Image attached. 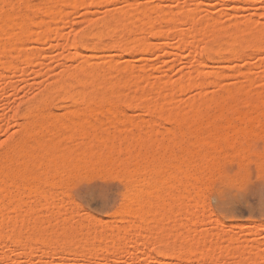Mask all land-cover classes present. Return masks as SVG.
I'll list each match as a JSON object with an SVG mask.
<instances>
[{
	"label": "rangeland",
	"instance_id": "rangeland-1",
	"mask_svg": "<svg viewBox=\"0 0 264 264\" xmlns=\"http://www.w3.org/2000/svg\"><path fill=\"white\" fill-rule=\"evenodd\" d=\"M29 1H30L32 9L33 8H34V10L37 9V11H38V8H39V10L43 9V3H41L42 0H29ZM79 1H81V3H80V5H77L78 7L76 10H75V8L71 9L68 6H65L64 9H65V11L67 10L68 13L66 12L67 17H65V14L62 17V21L65 19L64 22H59L60 21V19H59L57 22L56 21L52 22V20H47L46 21L47 23L45 22V23L40 24V25H42L41 27L46 29L48 32L42 40H39L38 39L39 35L34 33V34H32V36L29 35L31 38L29 37L28 39H25V41H23V43L21 42V44H28L26 46V48L24 47L25 45H23V46L21 45L22 46L21 48H23L25 53L27 51V54L29 55V56L27 55V58L31 57L32 58V59H30L31 61H28V62L25 61L23 57H26V56L24 55L22 57L19 55V53L16 54L17 58L20 59L22 57V59L18 60L17 58H15V56H13V57L11 56V55H14L13 54L14 52H12L11 54L8 55V59L10 57H11L10 60H12V61H13V59H17L15 61V63H18V67H19L18 69L19 70L16 68H14L12 70V68H10L8 66L5 68L0 66V144L3 145V147H0V150H1L0 153L3 154L4 152H8V156L10 157V155H11L10 159L12 161L9 162L10 160H8V166H10V169L13 170L16 168V165H17L18 159H19L18 155L22 152V149H24V147H22L21 144L19 143V135L20 136L22 135V132H23L24 128L26 127L25 126L26 124L28 126H33L34 123L38 124L37 128L38 129L42 128L41 130H44V133H46V136L50 135L49 133H52V134H55L58 136L59 135L58 133L60 131L63 134V135L61 134V136H63V138H64L63 139L64 141H62V145L64 144L62 149L64 148L65 152L62 149L61 150L63 153L68 155V157H67V155H65L64 160H62V161L59 160L60 162H57L59 166L56 165L55 166L56 168L53 167L54 168L53 169L51 167V168H48V170H47L46 166L44 164H42V162L39 163L40 158H38V160L35 162L36 164L34 163V165L32 166V173L31 174L34 177H37V176H39V177H37V180H35V183L34 182L30 183L33 186H31L30 184H27L26 187L24 188L26 191L24 189L21 190L22 193L24 191L23 194L25 196H29L30 200H31V198H32V200L35 198L34 201L31 200V203L28 200L27 201L28 204H30V205L32 204V206H33V202H35V201L39 202L40 201L41 205L38 208V210L40 208L41 209H40V211L36 210L37 213L39 212L38 214L36 213V211L35 212L32 211L34 214L31 212L32 213L31 215H29L30 213H28V215H27V214H25V212L23 213V211L27 210L30 207L26 203V207H28V206L29 207L25 209L24 208L25 206L23 205L20 213L22 215L24 214V218L26 215V221H28V217L30 216L29 222L32 221L31 226H34V225L40 226V229H45V227L47 228V226H50L53 223L54 227H56V228H54V230L51 231V233L50 232H43L42 235L40 234L39 236H35L32 240H30V242L25 238V239H23L24 242L21 240L20 241L21 243H20L14 237L15 235H14L13 231L11 232V230H12L11 227H9L8 224L6 226L5 220L3 222V218L1 219V217H3V216H4V219H7L8 216H9L8 218H10V216H12L10 212H12L13 216L15 214V212L8 211L6 209L4 202H3L4 206L2 205V200L5 201V199H3V197L1 196L2 199L0 198V203H1L0 213H2L4 215L0 216V221L2 220V222H0L1 223L0 227L2 225V227L0 228V237H2L3 234H5V233H6V235L3 236V241L0 240L1 241V244H0V264H197L201 260L202 261L199 264H215V262H217V261H215V262L209 261L210 262L209 263L208 259H209V257H211L213 260V258H215V256H219L220 254H222L221 257L219 256L218 258H216V259H218V263H216V264H240V262L242 264L243 261H242L241 257L244 258V256H248L247 258H249L251 256L252 257L256 256V254L258 255V253L260 254V252L264 253L263 252L264 251V202H262V200H261V192L264 191V156H263L264 155V134H262L260 132H258V133L255 132L256 133L255 136L257 138L255 136H253L254 133L251 135V137L249 136V141L247 142L249 149L247 151V154L245 153L244 156L242 155V159H241V155L239 156L236 153H233L235 150L232 151V149L228 148V147H223L222 150L219 151L220 153L219 154L217 153V156H220L219 157V163H220L219 166L220 167H218V168H220L221 170L216 169L215 174H211V175L209 174V176H207L208 179L210 178L209 180H207V178H205V180H206L205 184L206 185L205 184L204 185L207 186L208 189L205 186H203L201 188V191L199 190L200 198L199 197L198 198L200 200L198 199L199 201H197L196 200L197 198H196L195 201L190 202L192 204V205L190 204L191 205L190 207L192 209L189 208L190 209L189 212L191 211L190 214L194 213V214H192V220L193 221L196 220V221L195 222L191 221L192 223L190 222L191 224H189V227L187 229H190V228L193 229V225L196 224V225H194V226H196V232H197L196 237L199 234L200 237L198 239L201 238V240H198L195 238V236H194L195 234H193L195 232L194 229H193V231L190 230L189 233L187 232L189 230L186 231L189 235L187 233H185V231H180V230H182L180 228V226H181L180 222H182V221L180 220L178 213L175 216L176 218L173 221H169L168 223L167 222L161 223L159 221V218H157V222H156L155 215H153L151 212H148V210H146L149 208V206L147 204L144 203L143 206L138 204L139 207H141V208H139L138 205L133 202V199H134V201L137 200L136 197H139L140 194H142L143 192H147V190H148V192H152L154 190L155 183L157 182L155 175H154V172L152 170H149V168H146L147 170L143 169L145 172L143 170L139 171L137 169L139 167L138 166L139 164L137 162H140V161L143 162V159H144V157L141 156L142 154L140 155V153H143V147L145 148V146L140 142V140L142 137L145 136L144 134L150 135V134L154 133V132H152V133L150 132L153 129L152 127H154L153 130H155V131H156V128H158V130H161L162 131V133H161L162 137L170 135L172 131L178 129L177 128L178 123H175L174 121H172L171 118L169 119L170 115L168 116V113H166L168 110L171 111V109H172L171 107H169V109H167L168 106H171V105L166 104L168 106H166L167 108L165 107V109H164L163 102L165 103V101H163V99H162L163 97H161V99L159 98L157 100V99H155L157 97H155V98H154V96L151 97V95L149 96L146 92L145 93L147 95H145V97L140 96V94L143 93L142 91L139 92L140 93L139 96L141 98H144V99L141 100L140 97L138 96L139 97V100H138V97H137L138 93H137V95H136L137 100H135L136 98L134 97L133 100H131L132 98L128 99L129 100V101L127 100L128 103L127 102L123 103V101H125L126 98H130L131 95L133 96V94L130 95V92L133 93L134 90H137L136 89L137 86H140V87H143V85H144V87L146 86V83H142V80H143V82H145V79L147 77H149V75H150V77H152V78H150V81H151V79L152 80L156 79V81H157V79L159 80V78H160V79H163L164 81L168 82L171 85L170 86L167 83L169 88L165 89L164 92L169 93V91H173V90L176 92L175 94L177 97L175 100V104H177L178 106H181L180 108H182L183 112L181 111V109H179L178 106H177L178 108H176V109H177V111L184 113V111L186 112L190 109L189 103L192 99L193 100L195 99V101H196L199 98H210V97L214 96L216 94V92L219 91L220 88H222V86H224V87H226V86L230 87L231 86L232 87L235 84H236L235 86H242V85L249 86L246 83L247 81L245 82L244 78L241 76L242 74L241 75L240 74L234 75L237 72L236 70H238V69L239 70L242 69L241 70L242 72L243 71L246 72L247 70H249L251 72L253 78L255 77L254 78V84L253 83L251 84V90H252L255 97L264 98V65H263L264 64L263 63L264 62V55H263L264 49H263V51L260 50L259 52L258 51H256V52L254 51V53L251 52L252 54H250V56L247 55V57H245V56H243L241 58L236 57L234 59L233 58H230V59L226 58V60L229 59L230 61H226L225 58L224 59L220 58L219 55L215 51H211V52L207 51V45H208V47H216L218 44H223L230 37H232L234 31L236 30V29L234 30V27L237 28L238 26L243 25L240 22L243 23L244 20L248 22L249 20H251L250 18L254 19V21L256 20V21H260V22L263 21L264 22V0H79ZM128 4H133L132 8L135 7L134 4H136V5L139 4V5H144V6H152V7L154 6V8H157V10L159 8H163V10H166L168 12V14L171 13L172 15H174V18H176L175 20L177 23H176V25H174L173 28H171V29L169 28V31L167 28H165L166 29L165 30V29H163L164 27L162 29L160 27L159 29L154 30L155 32L154 31L149 32V30L150 31L152 30V29H149V30H147V32H149L148 34L145 32L143 34V32H141L137 28L136 31L134 32V34H126V32H123V33L121 32V33H114V35H113V33L110 35L107 34V35L103 36L102 38H100L101 40L90 38L93 35V30H91V31L88 30L90 28L91 24H94V23L98 24L101 21L108 20L114 16H116V17L118 16L117 18L122 20L124 13H125L124 11H126L127 9L129 10L131 8V7L128 8V6H129ZM182 6H184V9L189 8L188 10L194 9V11L197 8L198 10H196V13H197L198 17H197V15H194V13H195L194 11L191 14L187 10H186V12H184V9L181 8ZM123 7H125L124 8L125 10L122 11V9H121V11L124 12L122 14V13H120V10H118V9L123 8ZM70 9L73 11H70ZM116 10H118L119 14H117ZM160 10L161 9H159V11ZM237 10H239L240 12L239 11L237 12ZM198 12H200V13H198ZM154 13L152 14V16L154 15ZM158 13H160V12H158ZM186 15H188V16H186ZM207 15L209 17L204 19L203 16H207ZM155 16H157V15H155ZM200 16H202V18L204 20L199 19ZM210 16H211V18H210ZM192 17L196 21H194L192 19ZM212 17L213 18L219 17L218 18L219 21L212 19ZM190 19H192V20H190ZM208 19L214 20L213 21L214 25L216 23H218L219 25L216 24L215 28H213L214 26L212 27L213 29L210 28L211 26L208 24H211V25H213V24L211 22L212 20L209 21ZM200 20H201V23L202 22H205V23H202L203 25L199 26ZM206 22H207V24H206ZM209 22H211V23H209ZM234 23L237 26L234 25ZM255 23L258 26V28H257V26H255ZM255 23L252 22V24H254L253 26H255V27H253L255 30H253V28H252V30H251L252 32L245 34V37L248 36L247 38H251L253 36L252 39H259L260 38V39L264 40V34H261V35L257 34V31L264 30V27L262 26L263 23L262 22L260 24L259 23L257 24V22H255ZM204 24L208 25L209 27L204 25ZM156 25H157V23H156ZM156 25H154L155 28L159 24L157 26ZM145 26L146 25L143 24V26L139 27V29H141V30L144 29V31H146L145 28L148 26H146V27ZM164 26H165V24H164ZM203 26H204V28H203ZM205 26L208 29L210 28L211 33H208V29ZM219 26L221 27V29ZM150 27L151 26H149V28ZM198 27H199V29H198ZM42 28L40 29V31L43 32ZM200 28H202V30L203 29L206 30V31L203 30V32L205 31V34L202 32L204 35H202ZM211 29H212V31H211ZM214 29H216V30L214 31ZM83 30H84V32H83ZM157 30L158 31L164 30L168 35L165 32H163L161 35H159L156 32ZM170 30H171V32H173V35L172 34L169 35V33H171ZM197 30H199L200 33ZM218 31H219V33H218ZM230 31H232L233 33H229ZM136 32L138 34H136ZM197 33H199L201 35H199ZM213 33H214V35L215 34L216 35L219 34V35L214 36ZM227 33H229V34H227ZM140 34L143 37L146 36L147 42L149 44H151V46L153 47L152 50H150L146 54V56H144L141 53L138 46H135L130 51H126L120 47H119L120 50H117L119 48L117 46H115L114 43H112V42H114L115 38L118 37V35H120V38H124V39L128 40L129 42H135L140 38L139 37ZM206 34L209 35L208 39L206 37ZM210 34H212L213 38L211 37ZM249 34H251L252 36ZM255 34H257V35L255 36ZM182 35L185 36L186 39ZM225 35H227V36H225ZM142 36H141V38H143ZM193 36H194V39H193ZM202 36H205V38ZM68 38H70V39L72 38L71 41L77 40V45H78L77 50L73 49V46L71 48L70 47L71 45L67 44L70 41V39H68ZM181 38H183L182 42L184 41L185 45L181 44V41H180ZM204 39H205V42L203 41ZM67 40H69V41L67 42ZM187 41L190 42V45L187 44ZM217 41H218V43H216ZM192 42H193V44H192ZM21 48L19 47L20 50H22ZM20 50H16L15 53L17 51L19 52ZM74 50L76 52L80 51V53L84 52L85 54H90L91 50H93L96 56H93V57L82 56L81 57V54H79V52H78V54L80 55L79 56ZM199 52H200V55H199ZM260 52H262V54ZM22 53L24 54V52H22ZM23 54H21V55H23ZM200 56H201V59H205V62L200 59ZM214 56H216V57H214ZM261 56H263V57H261ZM261 58L263 60H261ZM112 60H114L115 62H112ZM200 60L202 61V63L203 62L205 63V65L202 66L203 70L200 68L201 64H202L201 62H199ZM209 60H211V61H209ZM222 60H224V61H222ZM110 61L114 65L116 63L118 66L117 65H115V66L120 71L115 75L110 74L112 76H109L107 74L106 75L107 79L105 78L107 83L113 82L115 77H116V79L120 78L121 77L120 73L123 76L124 68H125L124 65H127V64L131 65V67L128 65V67L130 69L134 66L132 68V70L135 69L136 71H135V73L133 72V74L136 75L139 73L138 78L139 77L142 78L143 75H146L145 76L146 78L145 79L142 78L141 82L138 81V78H136L137 79L136 83L138 84V85L136 84L137 85L136 86L134 83L136 80L134 82H131V81H133L132 79L134 76L130 77L129 80H131L130 83H132V84H130L129 81H128V84H130L129 86L132 87V89H130L128 91L126 90V88L123 89V91L121 89V91L123 93L121 91L120 92L119 91H115V92L110 91L111 95H110L109 91H108L109 92L108 93L107 91L106 92L105 91L97 92V91L87 90L88 92L83 91L84 93L86 92L84 95L82 94L83 92L80 91V94H79L80 96L76 95L78 93L77 92L76 94H74L75 95V97H74L73 92H76V91H72L71 89L65 90L66 93L64 91H59V92L58 91H53V92L48 91L49 92L48 93L44 90V88H46L47 86L59 83L57 81H60V80L62 81L64 78L69 77L68 75L72 76V73H73V75L75 73H76V75H78L80 73H83L84 71L91 69V67L96 66V68H97V66L100 67L99 65H102L101 67L103 69H105L106 71H108L107 68L109 67L108 64ZM198 62L201 64H199ZM112 63L110 65H113ZM15 66H16V64H14V67ZM106 66H108V67H106ZM238 66H239V68H238ZM234 67H236V68H234ZM198 68H200L202 70V72L210 73V74H215V73L225 71L224 76L226 75V78L224 76H222V78H220V80L218 81L220 86H219L218 82L216 83V81L218 79H216V80L213 79V83H211V81H210V84H209V80H207L208 81L207 83L205 81L204 85H207V86L201 85L202 88L199 85L197 88H196V85L195 86L193 85V87L190 86V88L188 87V89H185L186 92H185V90H184V92L179 91L177 86H179V85L182 86V85L186 84L189 81L188 79H191V78H189L190 76L194 77L195 79L198 78V77H196V75H198V74H196V70ZM121 69H123V72ZM200 69H198V70L200 71ZM234 69H235V72H233ZM198 70H197V73H199ZM80 71H82V72H80ZM78 72H80V73H78ZM63 75H64V77H63ZM113 76H115V77H113ZM136 77H137V75H136ZM96 79H98V77ZM108 79H110V80L108 81ZM147 80H149V78ZM153 82L154 83L152 85L155 84V81H153ZM139 83H142V84L139 85ZM245 83H246V85H245ZM133 85L136 86L135 89H134ZM152 85H149V82L147 83L148 87L152 86ZM171 87H172V90H171ZM173 87L176 89H174ZM179 88H180V86H179ZM124 91H125V93H124ZM138 91H139V89L135 92H138ZM63 92H64V94H63ZM70 92H72L71 93L72 96H70L71 95V94H69ZM92 92H94V93H92ZM102 92L104 95H102ZM116 92H118V93H116ZM126 92H128L127 96L125 95ZM135 92H134V96L136 94ZM105 93H106V95H105ZM119 93H122V95ZM48 94H50V95H48ZM91 94H92V96H91ZM114 94H115V96H114ZM116 94L117 95L119 94V95L117 96ZM45 95H47V96H45ZM58 95H59V97H58ZM43 96L45 98H42ZM83 96L85 98H87L88 96H89V98L90 97H92V98L98 97L97 100L102 98L103 96L112 97V98L118 97V99L119 98L120 99L119 100L116 99L115 101H110V104H108L109 102L104 103L101 100H98L96 103L97 105L95 104V106H98L101 104L102 107L101 106L100 107L98 106V107H99V109L102 108V110L97 111V110H95L96 109V107H95V109H94L95 113H94V111H92V110L86 111L87 106L85 107V103H83L82 99L81 100L79 99V97L83 98ZM36 98H37V102H36ZM52 98H53V100H51ZM31 99H32V101H31ZM42 100H44L45 103H43L44 101H42ZM160 100L162 101L161 102V104H162L161 108H163L164 110L163 109L160 110V107L157 106V105H160V103H159ZM29 101L33 102L35 105H32L33 103L29 104ZM47 101L49 103H47ZM50 101H53V102H50ZM80 101H82V102L80 103ZM119 101H120V103H119ZM130 101H131V103H130ZM111 102H112V105H111ZM135 102H137V103H135ZM155 102H158V104L156 103V105H155ZM46 103H47L48 107L47 106L44 107L46 105ZM113 103H114V109L116 108L117 112H115L114 114L112 111H111L112 113L110 111H109L110 113H106L108 111H106L107 108L104 109L105 106H107V107L111 106L112 107ZM121 103H123V104H121ZM129 103H130V105H129ZM138 103L139 104L144 103L143 108H142V104H141V107H136L138 105ZM152 103H153V105H155L153 109L154 110L159 109L160 110L159 112L155 110L156 111V113H155L154 110H150L149 106L153 107ZM24 105H26L28 108L25 107ZM42 105H44L43 108H42ZM53 105H56V106H53ZM82 105H84V107ZM145 105H146V107H145ZM30 106L33 109H31ZM40 106L43 110L40 109ZM73 106H74V108H73ZM75 106H78V108H76ZM81 106H82V108H81ZM156 106H157V108H155ZM24 107L26 108V110ZM98 107H97V109H98ZM147 107L149 109H146ZM242 108H243V110L247 109L246 111L249 110L246 106H244ZM28 109H30V110L28 111ZM71 109H73V110H71ZM77 109H79L78 113L76 112ZM87 109H88V107H87ZM82 110L83 111L85 110L86 112H83L84 114H82ZM118 110H121L122 112L118 111ZM74 111L78 115L81 112V114L79 115V122H76V120H78V118H77V115L75 117ZM103 111H104V113H103ZM162 111H163V113H164V111H166L164 113L165 115L162 113ZM72 112L74 114L73 115L74 119L71 118L72 116L69 117ZM43 113H44V115H49V113H50V115L52 114V116L55 117V120H56V117H57V120L58 119H60V120H58V121L56 120L54 122L50 121L51 124L48 123L49 121L43 122L42 120H37L35 115H37V117H42ZM157 113L158 114L162 113V117L160 115H158ZM85 114H86L87 118L82 116V115L85 116ZM90 114L92 115V117H90ZM31 115H33L35 118ZM81 116H82V118H81ZM88 116L91 118L90 120H89ZM165 116L167 118H165ZM66 118L67 119L69 118L68 121ZM83 118H86V119L84 120ZM64 119H66V120H64ZM168 119L171 120L170 123H168L169 122ZM26 120H29L28 121L29 123H27ZM69 120L70 121L73 120V121H71V123H70ZM80 120H82V124L84 125V126L81 125L82 127L79 126V124H81ZM86 120L90 121L89 122L90 124L87 123V126H86V122H85ZM83 121L85 122V124ZM40 122H43V123L40 124ZM58 122L60 125L56 124ZM61 122H62V125H63V123L65 124L66 122H69L67 124H70V125H72V122L77 123V124L79 123V124H78V126H77V124L72 125L71 128H69L70 125H65L66 127H64V125L63 126L61 125ZM39 124H40V126H39ZM41 125H44V126H41ZM47 125H48V127H47ZM172 125H174L175 127ZM23 126H24V128H23ZM73 126H74V128H76V130L73 129ZM85 127H86V129H85ZM178 127H180V125ZM48 128L50 130H48ZM67 128L71 129V130L67 131ZM79 128H80V130H79ZM146 128H148V131H146ZM173 128H174V130H172ZM64 129L66 130V132L64 131ZM82 129H85L87 133ZM149 129H151V130H149ZM170 129H171V131H170ZM87 130L90 132L91 135L93 133V136L97 133L96 134L97 138H96V135H95V137H92L88 133ZM142 130L146 131V133L143 134ZM20 131H21V133H20ZM62 131H64V132H62ZM69 131H72V134ZM94 131H96V133ZM120 131H122V133ZM79 132H81V133H79ZM116 132H119V133H116ZM66 133H68V134L65 135ZM85 133H86L87 137H90L89 138L90 140L85 136ZM128 133L129 134L132 133V134L129 135ZM133 133L134 134L137 133L136 138H137V141L139 143L135 140L136 138L134 137L135 135L133 136ZM141 133L143 134V136ZM163 133H164V135H162ZM69 134L71 136L74 134L73 135L74 138H73V136L71 138V136ZM87 134H89V135H87ZM99 134L101 136L104 134L102 137V138H104L103 140H101L102 139V138H100L101 136H98ZM110 134L115 136V137L110 136ZM122 134H125L126 137L128 135L129 139L128 138H127L128 140L125 139V137H123ZM138 134L141 136L140 138H138L139 137ZM260 134L262 137L260 136ZM78 135L84 136V137H79ZM65 136H68V137H65ZM105 136H107V138ZM131 136L134 137V140ZM91 137L94 138V141H92L93 139ZM118 137H123V138H118ZM114 138H116V139H114ZM68 139H69V141H65ZM72 139H74V140L72 141ZM99 139L101 140V142H99L100 141ZM112 139H113V142H111ZM95 140H97L98 142ZM107 140H109V141H107ZM115 140H116V142H115ZM120 140L121 141L124 140V141L121 142ZM130 140H133L130 143V144L133 143L132 144L133 146L135 143V149L134 150L138 151L136 153V154H138L137 157L135 156L136 151L131 152V151H133V148H134V147L132 148L131 145L129 146L128 151L126 149L128 147L122 148L123 144L124 145L126 144V146H128ZM15 141H18V142H15ZM82 141H83V144H82ZM117 141H119V142H117ZM190 141H191L190 137H185V143H188ZM7 142H9V144ZM14 142H15V144H14ZM64 142H66V143H64ZM87 142H89V143H87ZM90 142L91 143L93 142L92 146H91ZM105 142H109V143L115 142L116 145L121 146V150H119V147L116 146L117 151L115 150V152L113 153V156L115 154L114 159L112 157V159H111L112 161L110 159L106 160V162H104V165H102L103 162L101 159H96V157H92L91 158L92 160H91L90 159V157H91L90 153H93V151L95 149L96 150L99 149V146H100L99 150H101V148L103 147V144ZM94 143H97V144H94ZM99 143H101L102 145ZM136 143H137V145H136ZM16 144H18L17 146L19 149L16 148L17 147ZM19 144H20V147H19ZM68 144H69V147H68ZM72 144L74 147H72ZM75 144L77 145V147ZM138 144L139 145L141 144L140 147L142 149L140 147H137V146H139ZM70 146L73 149V151L70 148ZM5 147H6V149L4 150ZM14 147L16 148V150H13ZM86 148H88L87 152H84V151H86ZM130 148H132L131 151H130ZM138 148L141 149L140 152H139ZM9 149H11V151ZM66 149H71V150H66ZM124 149L126 150V152H124ZM76 150H78V152ZM89 150H93V151L89 152ZM96 150L94 152L99 151V150H97V151ZM74 151L79 153V154H76ZM88 152H89V154H88ZM257 152H258V154L256 155ZM84 153H85V155H84ZM122 153H123V155H122ZM129 153H130V155H129ZM132 153H134V154H132ZM221 153L223 155H225V153H227L226 156L227 157L229 156V157L227 158L226 156H223ZM260 153L262 156H260ZM70 154H71V156L73 154V159L70 156ZM232 154H233V156H232ZM14 155H15V157H14ZM77 155L80 157L77 158ZM125 155H128V156H125ZM131 155L134 156V159ZM139 155L141 158L139 157ZM234 155H237V156H235V158H234ZM121 156H125V157H121ZM85 157L87 160H86V163L84 164V167H82V165L84 163L83 161H85V159H83V158H85ZM88 157H89L90 161H88ZM117 157H118V160H117ZM126 157H128V158H126ZM131 157H132V159H130V161H129V158H131ZM231 157H233V158L231 159ZM247 157L248 158L250 157V159H248ZM120 158H122V159H120ZM125 158L127 159V161ZM136 158L139 159V160H137V162H136ZM223 158L224 159L227 158V161H224ZM68 159H70V160H68ZM228 159L230 160V162ZM78 160H79V162H78ZM16 161H17V163H16ZM75 161H76V163H74ZM94 161H95V163H94ZM96 161H98V162H96ZM103 161H105V160H103ZM114 161H115V163H113ZM121 161L122 162L124 161V163H121ZM128 161H129V163H128ZM12 162H13V164H12ZM66 162L70 165H67ZM72 162H73V164H75L74 165L75 168L72 167L73 166ZM91 162H92V165H91ZM130 162H133L134 164L130 163ZM79 163H80V165L77 166ZM96 163H99V164L101 163V164L99 165ZM111 163H112V165H111ZM120 163L123 164V167H120V169L118 170L117 168H119V166H121ZM65 164H66V166H65ZM86 164L87 165L89 164V166L86 167L87 166ZM95 164H96V169H95V167H93V166H95ZM118 164H120V165H118ZM129 164H130V166L128 168L127 165H129ZM109 165H110V167L106 168V166L108 167ZM35 166H37V167L35 168ZM39 166H41V167L39 168ZM62 166L64 168H62ZM98 166H100V167L98 168ZM102 166H103V170H102ZM136 166H138V167H136ZM89 167H93V168L89 169ZM115 167H117V168H115ZM135 167H136V169H135ZM64 169H66V171ZM70 169H72V170H70ZM77 169H78V173H76ZM116 169L118 170V172H116L117 171ZM123 169H125V170L123 171ZM130 169H131V171H133V170L134 171L131 172ZM42 170H43V172H41ZM135 171H136V173H135ZM149 171H150V173H149ZM218 171H219V173H218ZM64 172L67 175H65ZM140 172L145 173V174L142 173L145 175V178L143 177V175ZM48 173L50 174V176L53 179L51 177H49ZM146 173H148L149 175ZM54 174L57 175L59 178H57V176H54ZM68 174H70V175H68ZM78 174H80L81 176L80 175L78 176ZM63 175H64V179H63ZM71 175H73L74 177ZM128 175H129V177H128ZM68 176H70V177H68ZM76 176H77V178H76ZM131 176H132V178H131ZM60 177H62L61 180H60ZM138 177H140L141 180H138L139 179ZM150 177H151V179H150ZM134 178H136V179L133 181L132 179H134ZM142 178H144V181ZM213 178H215V180ZM21 179L22 178H19L15 181H20ZM54 179L56 180L57 184H56ZM146 179H148V183L146 182L147 181ZM211 179H213V180L211 181ZM66 180H67V182H66ZM68 181H69V183H68ZM142 181L144 182V185L141 184ZM207 181H208V183H206ZM8 182L9 181L6 182V181L0 180V183H1L0 187L3 188L4 185H5L4 188L8 187ZM3 183H5V184L3 185ZM47 183L50 185L47 186ZM145 183L147 186L145 185ZM169 183H171V181H168L167 184L165 181V183H162L163 184L162 186L165 185V188H167V187H169ZM51 184L52 185L56 184V185L52 186ZM134 184H139L140 186L136 185V187H135ZM148 184H150L149 188H148V186H149ZM59 185H60V187H59ZM131 185L132 186L134 185V186L132 187ZM166 185H167V187H166ZM28 186L32 187V188H30V190H28L29 193L26 194ZM151 186H153V187H151ZM141 187H142V189H141ZM1 188H0V190H1ZM125 188H126V190H125ZM133 188H134V190H133ZM144 188H146V189H144ZM31 189H33V190H31ZM141 190H142V192H141ZM202 190H203V192H202ZM46 191H47V193L45 195L44 192H46ZM67 192H69V193L67 194ZM130 192H132L133 194ZM22 193H20V195H22ZM130 194L132 196H130ZM24 195H23V197H25ZM127 196H128V198H127ZM133 196H134V198H133ZM125 198H127V199L125 200ZM131 199H132V203H133L132 205H131ZM6 200L7 201H5V203L6 202L8 203V199H6ZM201 200H203V201H201ZM127 201H129L128 204H127ZM2 207H5V208H2ZM50 207H52V210L49 212L48 209ZM123 209H125L126 211H124ZM143 209H144V212L146 215H144L145 217L144 216H142V217H144L145 219L142 217H138V215H136V217H134L135 215L132 216L134 213L136 214L137 211L141 212ZM146 212L149 213L150 215L147 214ZM20 213H18L17 215L19 216ZM47 213H50V216L53 219L52 222L46 220ZM130 214H132V215H130ZM44 215H45V217H43ZM129 215L132 218V220H131V218H129ZM194 215H195V217H199V218L198 219L196 218L194 220ZM15 216H16V214H15ZM153 216H154V218H153ZM216 216H217V218H216ZM201 217H203V219H200ZM32 218H33V220H32ZM40 218L45 219V220H41ZM218 218H219V221L221 220V224L218 220H217V222H219V223H217V222L215 223L214 220L218 219ZM38 219H39V221H37ZM129 219H130V221H129ZM153 219H154V221H153ZM197 220L201 223H198ZM34 221H35V223H34ZM133 221H134V224L137 225L136 226L137 228L135 227V229L133 228L134 227ZM106 222H108V223H106ZM171 222H172V224H175L176 222L178 225L180 224V226L177 225L180 230L177 229L178 227L176 228L174 225H171L169 227V224ZM222 222H223V224H222ZM31 223H29V224H31ZM26 224H28V222H26ZM90 224H91L92 229L96 227L95 228L96 231L94 232V230H92V234H97L98 237H97V235H95V237H93L94 235H85V236H87L86 242L88 239L94 240V238L97 237V239L93 241L95 244L94 250H95V252H98V251H100V252H98V254H95V255H94V250L92 251V250L85 248L86 242H85L84 235H83L84 240H82L83 238H81V237L79 238V236L77 237V232L75 233V231L80 228L79 225H83L86 228L87 226L90 227ZM128 224H130L132 226V228ZM155 224H158V226ZM41 226L44 228H42ZM83 226H81V227H83ZM125 226L128 229V231L127 230L126 231H127L128 236L130 238L129 239L127 237L126 240H125L126 237L121 238V236H124V235L127 236L126 231L123 230V228ZM128 226L130 227V230H129ZM161 226L163 228L166 227L167 229H170V230H168V234L170 236L166 235L167 245L171 246L169 251H171V250L175 251V247H178L177 246L178 243L182 244V241L185 240L184 238H187V236H188V239L190 237H192V238H190V240H192L191 242L194 241L195 242V243L193 242L194 244H197L199 242L202 244V241L204 239V245L205 244L209 245V248H207V249H210V250H208L210 252L211 251L214 252L213 255L210 256L212 254V252L209 254V252L207 251L206 248H204L203 250H199L201 252L203 251V253L205 255H206V253H205V251H206L207 252L206 256H208V254H209V256L208 257L205 256V258H204L203 257L204 255L201 254L200 259H198V262L195 263L196 257H199V256H197L199 254V252L197 250H196L197 252L195 251L191 254L183 256V258L179 257L180 259H178V260H177L178 257L175 258L172 255H168L170 253L168 251V249L165 251L167 253L164 252L161 255L158 254L156 251V247H158V245H159L158 236L161 235V230L163 229ZM171 227H173V228L175 227L177 233H175L173 228H171ZM116 228H118V229L122 228L121 233H120V235L122 234L121 236H119L118 230H115ZM100 230H101V233L98 232ZM72 231L74 234L72 233ZM123 231L125 232V234L122 233ZM130 231H132L133 233L132 232L129 233ZM178 231H180L179 232L180 235L178 237H176L177 234H179ZM157 232H158V235H157ZM206 232H207V234L204 235ZM215 232L216 233L219 232L217 237H216V234H214ZM223 232L226 233V236L231 235V237H234L235 240H233V239L230 240L229 236L227 238H225V235H223ZM70 233H72L73 235ZM170 233H172V234H170ZM99 234L102 237H99ZM130 234H132V236ZM182 234H184L182 236L183 240L180 237ZM192 234H193L194 238H193ZM65 235L67 238L65 237ZM154 235H155V237H154ZM171 235L175 238L172 239ZM202 235H204V237H202ZM7 236H11L12 239L11 240L8 239ZM218 236H219V238H218ZM220 236L221 237L223 236V238H225V240L223 238L221 240ZM39 237L42 240L39 239ZM73 237H75V238H73ZM103 237L104 238L107 237L106 241L109 238L108 241L106 242ZM214 237H216L219 241L224 240L223 242H220L221 244H223L222 247L227 244L226 242L228 241V239L230 241H232V242L234 241V242L232 245L231 243H229L230 241H228L227 246L229 248V251H227V253H226V252H224V249L222 247H219L220 243H218V240L216 242ZM110 238L113 240V243H112V240ZM208 238L211 239V240L209 239V242H211L213 245L205 240V239L208 240ZM0 239H2V238H0ZM43 239L46 241H44ZM99 239L100 240L103 239L102 240L103 242H101ZM154 239H156V241ZM168 239H170V241ZM171 239H172V242H171ZM174 239H176L177 242H175ZM97 240H99V241H97ZM196 240H198V241L196 242ZM36 241L40 242V245H38L39 243ZM146 241H148V243ZM152 241H155V242L153 243ZM205 241H206V243H205ZM34 242H35L36 246H34L35 245V244H33ZM42 242L43 243L46 242V243L42 244ZM173 242H174V244L172 247ZM24 243H26V244H24ZM28 243H31V245H32L31 248H30V245ZM99 243H101L100 247L97 245ZM107 243H108V246H106ZM175 243H177L176 246H175ZM214 243L216 245L218 243L217 247H219V248H217ZM68 244H69V246H68ZM102 244H105L106 248L104 247V245L102 246ZM141 244H142V246H141ZM143 244H144V246H143ZM180 244H179V246H180ZM24 245H26V246H24ZM27 245H28L29 249H28ZM42 245H44V246H42ZM45 245H46V247H45ZM71 245H75L74 247L77 248V251H76V248L72 249ZM234 245H235V247H232ZM213 246L216 248L215 251L213 249ZM242 246H244V248H242ZM251 246H254L255 249H257L255 252L253 249V253L251 251V249H252ZM101 247L103 249L100 250ZM178 248H176L177 251H178ZM220 248H221L220 251L224 252L225 254L221 253L218 250ZM226 248L227 247H225V249ZM247 248H249V250H247ZM238 250H244L245 252L243 254V251H241L242 253L240 252L239 253L240 255H239L237 253ZM177 251H175V252H177ZM250 251H251V253H249ZM46 252H48V253L51 252V253H50V255H48V253H46ZM89 252H90V254H89ZM215 252H217L216 253L217 255L215 254ZM228 252H230V253H228ZM196 253H198V254H196ZM218 253H220V254L218 255ZM231 253H233L234 259L232 258L233 255H231ZM228 254H230L232 257H230ZM235 255L238 257V259ZM171 257H173V258H171ZM202 257L205 261L202 259ZM227 257H229V258L227 259ZM230 258H232L235 261L233 262V260ZM247 258H244V260H246ZM216 259H214V260H216ZM236 259H237V262H236ZM239 260H240V262H239Z\"/></svg>",
	"mask_w": 264,
	"mask_h": 264
},
{
	"label": "bare ground",
	"instance_id": "bare-ground-1",
	"mask_svg": "<svg viewBox=\"0 0 264 264\" xmlns=\"http://www.w3.org/2000/svg\"><path fill=\"white\" fill-rule=\"evenodd\" d=\"M41 2V1H40ZM41 3H43V9H41V10H39V8H38V11H37V9H35L34 10V8L32 9V7H31V4H30V1L29 0H0V66H2V67H10V68H12V70L14 69V68H16V69H18L19 67H18V63H15V61L18 59L17 58V55L16 54H18L19 53V55L20 56H26V57H23L24 58V60L25 61H31L30 59H32L31 57H29V58H27V51H26V53H25V51L23 50V48H21L23 45H25L24 47L26 48V46L28 45V44H21V42L23 43V41H25V39H28L30 36L29 35H31L32 36V34H37V35H39V40H42L44 37H45V35L48 33L47 32V30L46 29H44V28H42L41 26L42 25H40V24H42V23H45L47 20H52V22H57L59 19H60V21L59 22H64V20L62 21V17L64 16V14H65V17H67V15H66V12L68 13V11L66 10L65 11V6H68L69 8H71V9H74L75 8V10L77 9V5H80V3H81V1H79V0H42V2ZM129 6H128V8L129 7H131L132 8V5L133 4H128ZM127 6V5H126ZM135 6V7H134ZM134 8H130L129 10L127 9L126 11H124V12H122L123 10H125L124 8L125 7H123V8H120V9H118V10H120V13H124V16H123V19L122 20H120V19H118L116 16H114V17H112V18H110V19H108V20H104V21H101L100 23H98V24H91L90 25V28L88 29L89 31H91V30H93V35L90 37L91 39H100V38H102L103 36H105V35H110V34H112L113 33V35H114V33H123V32H126V34H134V32L136 31V29L138 28V30H140L141 32H143V34H144V32L145 33H149V32H152V31H154V30H156V29H159L160 27H161V29L163 28V29H165V28H167L168 29V31H169V28L171 29V28H173L174 27V25H176V18H174V15H172L171 13H169L168 14V12L166 11V10H163V8H159V9H161L160 11H159V9L157 10V8H154V6L152 7V6H144V5H136V4H134ZM157 7V6H156ZM67 8V7H66ZM127 8V7H126ZM182 9H184V6H182L181 7ZM64 9V10H63ZM70 9V11H73V10H71ZM121 9H122V11H121ZM189 8H185L184 9V12H186V10L187 11H189V13L191 14V13H193V11H194V9H190V10H188ZM118 10H116L117 11V14H119L118 13ZM196 10H198L197 8L195 9V13H196ZM165 11V12H164ZM239 10H237V12H238ZM155 12V13H154ZM158 12H160V13H157ZM240 12V11H239ZM154 13V17L152 16V14ZM194 13V15H197V13L195 14ZM198 13H200V12H198ZM155 15H157V16H155ZM186 16H188V15H186ZM64 17V18H65ZM190 17V16H189ZM197 17H198V15H197ZM209 16L207 15V16H203V18L205 19V18H208ZM202 18V16H200L199 17V19H203ZM210 18H211V16H210ZM219 17H217V18H213L212 17V19H215V20H218L219 21V19H218ZM192 19L194 20V18L192 17ZM192 19H190V20H192ZM203 19V20H204ZM211 19V20H212ZM251 20H249L248 22L247 21H245L244 20V22L242 23V22H240L241 24H243V25H241V26H238L237 28H235L234 27V33L232 32V31H230L229 33H233V35H232V37H230L226 42H224L223 44H218L216 47H208V45H207V51L208 52H211V51H215L218 55H219V57L220 58H225V60H226V58H236V57H243V56H245V57H247V55H249L250 56V54H252V53H254V51L256 52V51H260V50H262L263 51V49H264V40H262V39H252V33L251 34H249V35H251L252 37L251 38H247V37H245V34H247V33H250V32H252L251 30H252V28L253 27H255V26H257L256 25V23L255 22H257V24L259 23H263V27H264V22L263 21H254V19H252V18H250ZM202 20V21H203ZM209 20V19H208ZM207 20V21H208ZM211 20H209V21H211ZM194 21H196V20H194ZM206 21V20H205ZM213 21L214 20H212L211 22H212V24H213ZM51 22V21H50ZM211 22H209V23H211ZM247 22V23H246ZM252 22H254L255 23V26H253L254 24H252ZM47 23V22H46ZM156 23H157V25H156ZM202 23H205V22H202ZM201 23V20H200V22H199V26L200 25H203ZM239 23V24H240ZM143 24L144 25H146V26H148V27H146L145 28V30L146 31H144V29H139V27H142L143 26ZM148 24V25H147ZM150 24V25H149ZM164 24H165V26H164ZM206 24H207V22H206ZM206 24H204V25H206ZM217 25H219L218 23H216ZM216 24L214 25H211V24H208V25H210L211 27L210 28H212L213 26V28H215L216 27ZM238 24V25H239ZM40 25V26H39ZM154 25H156L157 27L155 28L154 27ZM161 25V26H160ZM163 25V26H162ZM208 25H206V26H208ZM234 25H236L235 23H234ZM149 26H151L150 28H149ZM205 26V27H206ZM237 26V25H236ZM260 26V25H259ZM89 27V26H88ZM195 27V26H194ZM209 27V26H208ZM220 27V26H219ZM42 28V30H43V32L42 31H40V29ZM154 28V29H153ZM203 28H204V26H203ZM207 28V27H206ZM210 28L208 29V33H211L210 32ZM212 28V29H213ZM257 28H258V26H257ZM261 28V27H260ZM259 28V29H260ZM87 29V28H86ZM149 29H152L151 31L149 30ZM195 29V28H194ZM198 29H199V27H198ZM201 29V33L203 32V30H205V29H203L202 30V28H200ZM212 29H211V31H212ZM220 29H221V27H220ZM147 30H149V32H147ZM166 30V29H165ZM216 29H214V31H215ZM224 30V29H223ZM230 30V29H229ZM228 30V31H229ZM253 30H255L254 28H253ZM197 31H199V30H197ZM206 31V30H205ZM205 31L203 32L204 34H205ZM38 32V33H37ZM83 32H84V30H83ZM140 32V33H141ZM155 32V31H154ZM157 32V34H159V35H161L163 32H165L164 30H157L156 31ZM170 32H171V30H170ZM194 32V31H193ZM192 32V33H193ZM166 33V32H165ZM199 33H200V31H199ZM199 33H197V34H199ZM202 33V35H204ZM215 33V32H214ZM214 33H213V35H214ZM218 33H219V31H218ZM229 33H227V34H229ZM92 34V33H91ZM136 34H138L137 32H136ZM167 34V33H166ZM165 34V35H166ZM170 34H172L173 35V32H171V33H169V35ZM196 34V33H195ZM194 34V35H195ZM257 34H259V35H261V34H264V30H259V31H257ZM257 34H255V36L257 35ZM84 35V34H83ZM168 35V34H167ZM199 35H201V34H199ZM211 35V37L213 38V36H212V34H210ZM216 35V34H215ZM214 35V36H215ZM219 35V34H218ZM218 35H216V36H218ZM141 34L139 35V39L137 40V41H135V42H129L128 40H126V39H124V38H120V35H118V37L117 38H115V40H114V42H112V43H114V45L115 46H117L118 48L120 47V48H123L124 50H126V51H130V50H132L135 46H138V48L140 49V51H141V53L144 55V56H146V54L150 51V50H152V46H151V44H149L148 42H147V38H146V36L145 37H143V38H141ZM183 36V35H182ZM192 36V35H191ZM208 34H206V37H207V39H208ZM225 36H227V35H225ZM230 36V35H229ZM81 37V36H80ZM184 38H185V36H183ZM202 37H204L205 38V36H202ZM31 38V37H30ZM112 38V37H111ZM256 38V37H255ZM68 39H70V38H68ZM186 39V38H185ZM193 39H194V36H193ZM227 39V38H226ZM72 40V38L70 39V41ZM101 40V39H100ZM182 40H183V38H181V44H184L185 45V42L183 41L182 42ZM223 40V39H222ZM29 41V40H28ZM69 40H67V42H68ZM69 41V43H67L68 45H71L70 47L72 48V46H73V49H78V45H77V40H73V41H71L70 42ZM96 41V40H95ZM94 41V42H95ZM204 42H205V39L203 40ZM102 43V42H101ZM216 43H218V41L216 42ZM20 44V45H19ZM107 44V43H106ZM137 44V45H136ZM187 44H189L190 45V42L189 41H187ZM192 44H193V42H192ZM22 45V46H21ZM87 46V45H86ZM19 47L22 49V50H20L19 49ZM116 47V48H117ZM204 47V46H203ZM103 48V47H102ZM120 48L119 49H117V50H120ZM205 48V47H204ZM91 49V48H90ZM16 50H20L19 52L17 51L16 53H15V51ZM26 50V49H25ZM75 51V50H74ZM12 52H14L13 54L14 55H11L12 57L13 56H15V58H17V59H13V61L12 60H10L11 59V57L8 59V55L9 54H11ZM22 52H24V54L22 53ZM76 52V51H75ZM79 52V54H81V57L82 56H91V57H93V56H96L95 55V53H94V51L93 50H91V53L90 54H85L84 52L83 53H80V51H78ZM78 52H76L77 54H78ZM204 52V51H203ZM252 52V53H251ZM23 54V55H21V54ZM261 54H262V52H260ZM263 53H264V51H263ZM78 54V55H79ZM18 55V56H19ZM199 55H200V52H199ZM208 55V54H207ZM264 55V54H263ZM29 56V55H28ZM80 56V55H79ZM22 57L20 58V59H18V60H21L22 59ZM214 57H216V56H214ZM261 57H263V56H261ZM146 58V57H145ZM200 59H201V56H200ZM226 60V61H230V60ZM232 59V60H233ZM146 60V59H145ZM201 60H203L204 62H205V59H201ZM199 61V62H201L202 63V61ZM261 60H263L262 58H261ZM209 61H211V60H209ZM222 61H224V60H222ZM111 62V61H110ZM109 62V64H108V66H106V67H108L107 69H108V71H106L105 69H103L101 66L102 65H99L100 67H98L97 66V68H96V66L95 67H91V69H89V70H87V71H84L83 73H80V72H82V71H80V72H78V73H80V74H78V75H76V73L73 75V73H72V76H70V75H68L69 77H67V78H62L63 80L61 81L60 79V81H57V82H59V83H56V84H52V85H49V86H47L46 88H44V90L46 91V92H48V91H64L65 92V90H67V89H71L72 91H76V92H73V95L74 94H76L77 92V94L76 95H79L80 94V91H87V90H91V91H97V92H99V91H111V92H115V91H121V89H122V91H123V89H125L126 88V90L128 91V90H130V89H132V87H130L129 85L130 84H132V83H130V81L131 80H129L130 79V77H133V81H131V82H134L135 80V85L137 84L136 82H137V79L136 78H138V75H139V73L138 74H136L137 75V77H136V75L135 74H133V72L135 73V69H133L132 70V68L134 67H132L131 69L128 67V65L131 67V65L130 64H127V65H124V73H123V76H122V74L120 73V76L122 77H120V78H118V79H116V77L115 76H113V77H115V79H114V81L113 82H108L107 83V81H106V79H107V77H106V75L108 74L109 76H112V75H110V74H113V75H115V74H117L120 70H118V68L115 66V65H117L116 63H115V65L112 63V62H115L114 60H112V64L113 65H110L111 63ZM198 62V63H199ZM199 63V64H201V69H202V66L203 65H205V63ZM263 62V61H262ZM264 63V62H263ZM2 64V65H1ZM14 64H16V66L14 67ZM264 65V64H263ZM118 66V65H117ZM123 67V66H122ZM121 68V67H120ZM200 68H198V69H200ZM234 68H236V67H234ZM238 68H239V66H238ZM237 68V69H238ZM7 69V68H6ZM197 69V70H198ZM200 69V71L198 70V72L199 73H197V70H196V74H198V75H196V77H198L197 79H195L194 77H192V76H190L189 78H191V79H188L189 81L186 83V84H184V85H179L180 86V88H179V86H177V88L179 89V91H182V92H184V90L185 89H188V87L190 88V86H192L193 87V85L195 86L196 85V88L198 87V85L202 88V86L201 85H204V82L206 81V83L208 82L207 80H209V84H210V81H211V83H213V79H218L217 81H216V83L220 80V78H222V76H224V74H225V71L224 72H219V73H215V74H210V73H205V72H202V70ZM19 70V69H18ZM86 70V69H85ZM122 70V72H123V69H121ZM242 70V69H241ZM241 70H236L237 72L234 74V75H241L243 78H244V80H245V82L249 85V86H244V85H242V86H235V85H233L232 87L230 86V87H228V86H226V87H224V86H222V88H220V90L219 91H217L216 92V94L214 95V96H212V97H210V98H199L198 100H196L195 101V99L193 100H191L190 101V109L188 110V111H184V113H182L183 111H182V108H180L181 106H178L177 104H175V100H176V92L173 90V91H169V93H167V92H164V90L165 89H167V88H169V86L167 85V83L168 82H166V81H164L163 79H160L159 78V80L157 79V81H156V79L154 80H152L151 79V81H150V78H152V77H150V75H149V77H145L146 75H143L142 76V78H146L145 79V82H143V80H142V78H138V81H140L141 82V80H142V83H146V86H147V83L149 82V85H152L154 82L153 81H155V84L154 85H152V86H145L144 87V85H143V87H140V86H134V89H135V87H136V89L138 90L139 89V91L138 92H135V91H137V90H134V92L136 93L135 94V96H134V92L132 93V92H130V95L131 94H133V96L131 97L130 96V98H126V100L125 101H123V103L125 102H127V100L128 99H131V100H133V98L135 97L136 99L135 100H137V97L139 96V92H143L142 94H140V96H144L145 97V95H151V97L152 96H154V98L155 97H157V98H155V99H161V97H163L162 99H163V101H165V103L163 102V107H164V109H165V107L166 106H168V105H166V104H169V105H171V106H168V108L167 109H169V107H171L172 109H171V111L170 110H168L167 112L166 111H164V113L166 112V113H168V116H169V119L171 118V120L172 121H174L175 123H178L177 124V130H174V128L172 129V130H174V131H172L171 132V134L170 135H167V136H165V137H162L161 136V133H162V131L161 130H158V128H156V131L155 130H153L154 129V127H150L151 129H152V131H150L151 133L152 132H154V133H152V134H150V135H147V134H144V133H146V131H148V128H146V131H144V130H142V133L145 135L144 137H142L141 138V140H140V142L145 146V148L143 147V153H140V155L141 156H143L144 157V159H143V162L142 161H140V162H137V160H139L141 157H140V155H139V159L138 158H136V162L139 164L138 166H136V167H138L137 169L139 170V171H142L143 169H146V168H149V170H152L153 172H154V175H155V178H156V183H155V186H154V190L152 191L151 189V191L152 192H148V190H147V192H143L142 194H140V196L139 197H136L137 198V200H135L134 201V196H133V202L135 203V204H139V205H141V206H143V204L145 203V204H147L148 206H149V208L148 209H146V210H148V212H151L153 215H155V219H156V222H157V218H159V221L161 222V223H163V222H169V221H173L176 217V215H177V213L179 214V217H180V220L182 221V222H180V224H181V226H180V224L178 225L177 224V222L175 223V224H172V222L169 224V227L171 226V225H174L176 228L178 227V226H180V228L182 229V230H180L179 229V227L177 228V229H179L180 231H185V233H189L190 232V230L191 231H193V229L195 230V232L193 233V234H195L194 236H195V238L196 239H198L200 236H199V234H198V236L196 237V226H194V225H196V224H194L193 225V229H187L188 227H189V224H191L192 222H195L196 220V218L198 219L199 217H195V215H194V220L195 221H193L192 220V214H194V213H192V214H190L191 213V211L189 212V210L190 209H192L190 206L192 205L190 202H192V201H195V199L197 200V201H199L200 199V194H199V190L201 191V188L203 187V186H205L206 184H205V178H207V176H209V174L211 175V174H215L216 172V169L218 170H221L220 168H218V167H220L219 165H220V163H219V157L220 156H217V153L219 154L220 152L219 151H221L222 150V148L223 147H228V148H231L232 149V151L233 150H235L233 153H236L237 155H241V159H242V155L244 156L245 155V153L247 154V151H248V149H249V147H248V144H247V142L249 141V136L251 137V135L254 133V135L253 136H255V134L256 133H258V132H260V133H262V134H264V98H262V97H255L254 96V94H253V92H252V90H251V84L253 83L254 84V78H253V76H252V74H251V72L249 71V70H247L246 72H242ZM233 72H235V69H234V71ZM227 74V73H226ZM63 77H64V75H63ZM98 77V79H96ZM225 78H226V75L224 76ZM106 78V79H105ZM149 78V80H147ZM113 79V78H112ZM212 79V80H211ZM110 79H108V81H109ZM128 81H129V83L130 84H128ZM147 81V82H146ZM142 83H139V85L140 84H142ZM151 83V84H150ZM215 83V82H214ZM215 83V84H216ZM246 83H245V85H246ZM169 84V83H168ZM182 84V83H181ZM218 84H219V82H218ZM170 85V84H169ZM142 86V85H141ZM171 86V85H170ZM204 86H207V85H204ZM219 86H220V84H219ZM199 87V88H200ZM174 88V87H173ZM174 89H176V88H174ZM171 90H172V87H171ZM121 91V92H122ZM64 92H63V94H64ZM88 92V91H87ZM96 92V93H97ZM108 92V93H109ZM111 92H110V95H111ZM147 94H146V93ZM185 92H186V90H185ZM49 93V92H48ZM56 93V92H55ZM54 93V94H55ZM62 93V92H61ZM66 93V92H65ZM72 92H70L69 94H71ZM86 93V92H85ZM84 92L82 93L83 95L85 94ZM92 93H94V92H92ZM116 93H118V92H116ZM123 93V92H122ZM122 93H119V94H121L122 95ZM124 93H125V91H124ZM127 93L128 92H126V96H127ZM137 93H138V95H137ZM150 93V94H149ZM40 94V93H39ZM57 94V93H56ZM55 94V95H56ZM59 94V93H58ZM88 94V93H87ZM90 94V93H89ZM99 94V93H98ZM101 94V93H100ZM118 94V95H119ZM48 95H50V94H48ZM53 95V94H52ZM102 95H104L103 94V92H102ZM105 95H106V93H105ZM117 95V94H116ZM117 95V96H118ZM136 95H137V97H136ZM45 96H47V95H45ZM63 96V95H62ZM70 96H72V94L70 95ZM80 96V95H79ZM86 96V95H85ZM91 96H92V94H91ZM94 96V95H93ZM99 96V95H98ZM108 96V95H107ZM114 96H115V94H114ZM129 96V95H128ZM139 96V97H140ZM148 96V97H149ZM40 97V96H39ZM58 97H59V95H58ZM61 97V96H60ZM74 97H75V95H74ZM78 97V96H77ZM101 97V96H100ZM121 97V96H120ZM139 97H138V100H139ZM38 98V97H37ZM37 98H36V102H37ZM42 98H45L44 96L42 97ZM98 98V97H97ZM97 98H92V97H90L89 98V96L87 97V98H85L84 96H83V98L82 97H79V99L81 100L82 99V101H83V103H85V107L87 106L88 107V109H87V107H86V111H90V110H92V111H94V109H95V107H96V109L95 110H97V111H101L102 110V108H100L99 109V107L101 106L102 107V105L100 104V105H98V106H95V104L97 103V101L98 100H101L102 102H104V103H108V104H110V101H115L116 99H118V97L116 98V97H106V96H103L102 98H100V99H98L97 100ZM147 98V97H146ZM145 98V99H146ZM40 99V98H39ZM120 99V98H119ZM118 99V100H119ZM140 99L142 100V99H144V98H141L140 97ZM46 100V99H45ZM48 100V99H47ZM50 100V99H49ZM51 100H53V98L51 99ZM156 100V101H157ZM31 101H32V99H31ZM35 101V100H34ZM39 101V100H38ZM42 101H44V100H42ZM82 101H80V103L82 102ZM129 101V100H128ZM50 102H53V101H50ZM138 102V101H137ZM137 102H135V103H137ZM143 102V101H142ZM159 102V101H158ZM158 102H155V105H156V103L158 104ZM161 100H160V105H157V106H159L160 107V110H162L163 108H161L162 106V104H161ZM31 103H33V102H30L29 101V104H31ZM41 103V102H40ZM39 103V104H40ZM43 103H45V101L43 102ZM47 103H49L48 101H47ZM47 103H46V105L44 106V105H42V108H43V106L44 107H46L47 106ZM77 103V102H76ZM79 103V104H80ZM115 103V102H114ZM114 103H113V106L111 107H107V106H105V108L104 109H106L107 108V110L106 111H108V112H106V113H110L111 111L113 112V114L115 113V112H117V110H116V108L114 109ZM119 103H120V101H119ZM123 103H121V104H123ZM128 103V102H127ZM130 103H131V101H130ZM130 103H129V105H130ZM140 103V102H139ZM138 103V105L136 106V107H141V104H142V108H143V104L144 103H141V104H139ZM28 104V105H29ZM78 104V105H79ZM120 104V105H121ZM134 104V103H133ZM147 104V103H146ZM32 105H35L34 103L32 104ZM38 105V104H37ZM49 105V104H48ZM97 105V104H96ZM104 105V104H103ZM106 105V104H105ZM111 105H112V102H111ZM117 105V104H116ZM115 105V106H116ZM119 105V106H120ZM140 105V106H139ZM151 105V104H150ZM152 105H153V103H152ZM155 105H153V107L151 106H149V108H150V110H154L153 108H154V106ZM25 107H27L26 105H24ZM53 106H56V105H53ZM83 107H84V105H82ZM82 106H81V108H82ZM157 106L155 107V108H157ZM179 107V109H181V111L182 112H179V111H177V109L176 108H178ZM244 106H246L249 110L248 111H246L247 109H245V110H243V108L242 107H244ZM24 107V108H25ZM34 107V106H33ZM48 107V106H47ZM76 108H78V106H75ZM97 107H98V109H97ZM104 107V106H103ZM121 107V106H120ZM145 107H146V105H145ZM144 107V108H145ZM28 108V107H27ZM30 108H31V106H30ZM41 108V106H40V109H42ZM73 108H74V106H73ZM75 108V109H76ZM148 107L146 108V109H149ZM31 109H33V108H31ZM80 109V108H79ZM79 109H77L76 110V112L78 113V111H79ZM121 109V108H120ZM163 109V110H164ZM166 109V110H167ZM25 110H26V108H25ZM30 109H28V111H29ZM38 110V109H37ZM43 110V109H42ZM46 110V109H45ZM49 110V109H48ZM53 110V109H52ZM51 110V111H52ZM71 110H73V109H71ZM156 110V109H155ZM154 110V112L156 113V111H160L159 109H157L156 111ZM23 111V110H22ZM35 111V110H34ZM85 110L83 111L82 110V114H84L83 112H86ZM110 111V112H109ZM118 111H121V110H118ZM21 112V111H20ZM27 112V111H26ZM111 112V113H112ZM122 112V111H121ZM31 113V112H30ZM41 113V112H40ZM39 113V114H40ZM51 113V112H50ZM50 113H49V115H44V113H43V115H42V117H37V115H35L36 116V118H37V120H42L43 122L44 121H49L48 123L49 124H51V122L50 121H56L57 120V117H56V120H55V117L54 116H52V114L50 115ZM53 113V112H52ZM74 113H75V111H74ZM91 113V112H90ZM94 113H95V111H94ZM103 113H104V111H103ZM119 113V112H118ZM162 113H163V111H162ZM162 113H157L158 115H160L161 117H162ZM163 113V114H164ZM25 114V113H24ZM42 114V113H41ZM47 114V113H46ZM80 114H81V112H80ZM79 114V115H80ZM120 114V113H119ZM54 115V114H53ZM73 112L71 113V115L69 116V117H71L72 119H74L73 118ZM76 115H77V118H78V120H76V122H79V115L78 114H76L75 113V117H76ZM165 115V114H164ZM31 116H33V115H31ZM56 116V115H55ZM67 116V115H66ZM83 117H86V114H85V116L84 115H82ZM82 116H81V118H82ZM167 116V115H166ZM165 116V118H167ZM34 117V116H33ZM64 117V116H63ZM89 117V116H88ZM90 117H92V115L90 114ZM89 117V120L91 119ZM159 117V116H158ZM35 118V117H34ZM87 118V117H86ZM86 118H83L84 120L86 119ZM28 119V118H27ZM33 119V118H32ZM67 119V118H66ZM66 119H64V120H66ZM69 119V118H68ZM68 119H67V121H68ZM164 119V118H163ZM168 119V123H170L171 122V120H169ZM30 120V119H29ZM29 120H26L27 121V123H29L28 121ZM36 120V121H37ZM58 120H60V119H58ZM57 120V121H58ZM85 121L86 122V126H87V123L88 124H90L89 122L90 121ZM126 120V119H125ZM160 120V119H159ZM34 121V120H33ZM70 121V120H69ZM71 121H73V120H71ZM71 121H70V123H71ZM32 122V121H31ZM43 122H40V124L41 123H43ZM52 122V123H53ZM84 122V121H83ZM85 122H84V124H85ZM166 122V121H165ZM173 122V123H174ZM34 123V122H33ZM38 123V122H37ZM47 123V124H48ZM67 123H69V122H66L65 124L63 123V125H64V127H66L65 125H70V124H67ZM80 123L81 124H79V126L80 127H82V126H84L83 124H82V120H80ZM40 124H39V126H40ZM46 124V123H45ZM44 124V125H45ZM56 124H59V122L58 123H56ZM55 124V125H56ZM77 123H74V122H72V125H76ZM78 124H77V126H78ZM92 124V123H91ZM24 125V124H23ZM37 125L38 124H33V126H28L27 124L25 125L26 127L24 128V126H23V128H24V130H23V132H22V135L20 136L19 135V143L21 144V146L22 147H24V149H22V152L18 155L19 156V159H18V163H17V161H16V163H17V165H16V168L15 169H13V170H11L10 169V166H8V160H10L9 162H11L12 160L10 159V157H11V155H10V157L8 156V152H4L3 154H1L0 153V180H2V181H9L8 182V187H6V188H4L5 187V183H3V188H1V190H0V198H1V196L3 197V199H5V201H7L6 199H8V203L6 202L5 203V201L4 200H2V205L4 206V204H5V207H6V209L8 210V211H13V212H15V214H16V216H15V214H14V216H13V214H12V212H10L11 213V215L13 216H10V218H8L7 217V219H4V214H2V213H0L1 215L0 216H3V217H1V219L3 218V222H4V220H5V222H6V226H7V224L9 225V227H11V232L13 231V233H14V237L20 242L21 240L24 242V240L23 239H27L29 242H30V240H32L35 236H39L40 234L42 235V233L43 232H50L51 233V231H53L54 230V228H56V227H54V225H53V223L50 225V226H47V228L45 227V229H40V226H35L34 224V226H31L32 225V221H30L29 222V220H30V216L28 217V221H26V215H25V218H24V214L22 215L20 212H21V208H22V206L24 205L25 207V209L26 208H28L29 206V210L27 211V210H25V211H23V213L25 212V214H27L28 215V213H30L29 215H31L33 212L32 211H40V209L38 210V208L40 207V205H41V202L39 201V202H33V206H32V204L30 205V204H28L27 203V201L29 200V202L31 203V200H32V198H31V200L29 199V196H25L23 193H24V191H23V193L21 192V190L22 189H24L25 187H26V185L27 184H30V183H32V182H34L35 183V180H37V177H39V176H37V177H34V176H32V166L34 165V163L38 160V158H40V160H39V163L40 162H42V164H44L45 166H46V168H47V170H48V168H56L55 166L56 165H58V163L57 162H60V161H62V160H64V158H65V155H67V154H65V153H63L62 152V150L65 152V150H64V148L62 149V147H63V145H62V141H64L63 139V136H61V132L59 131V135L57 136V135H55V134H52V133H49L50 135H47L46 136V133H44V130H41L42 128H40V129H38L37 128ZM44 125H41V126H44ZM53 125V124H52ZM60 125V124H59ZM58 125V126H59ZM61 125H62V122H61ZM62 125V126H63ZM72 125H70V127L69 128H71V126ZM82 125V126H81ZM180 125V127H178ZM50 126V125H49ZM172 126H174V125H172ZM47 127H48V125H47ZM52 127V126H51ZM57 127V126H56ZM61 127V126H60ZM76 127V126H75ZM175 127V126H174ZM78 128V127H77ZM56 129V128H55ZM73 129H75L76 130V128H74V126H73ZM85 129H86V127H85ZM85 129H82V130H84L85 132H86V130ZM151 129H149V130H151ZM48 130H50L49 128H48ZM53 130V129H52ZM57 130V129H56ZM68 130H71V129H68L67 128V131ZM79 130H80V128H79ZM93 130V129H92ZM159 132H158V131ZM64 131L66 132V130L64 129ZM64 131H62V132H64ZM88 131V130H87ZM169 131V130H168ZM170 131H171V129H170ZM49 132V131H48ZM52 132V131H51ZM55 132V131H54ZM69 132H71V134H72V131H69ZM76 132V131H75ZM95 133H96V131H94ZM98 132V131H97ZM121 133H122V131H120ZM256 132V133H255ZM20 133H21V131H20ZM19 133V134H20ZM79 133H81V132H79ZM78 133V134H79ZM87 133V132H86ZM86 133H85V136H86ZM88 133L90 134V132L88 131ZM110 133V132H109ZM108 133V134H109ZM116 133H119V132H116ZM141 133V134H142ZM68 133H66L65 135H67ZM76 134V133H75ZM89 134H87V135H89ZM97 134V133H96ZM95 134V135H96ZM107 134V135H108ZM114 134V133H113ZM129 134V133H128ZM132 134V133H131ZM131 134H129V135H131ZM137 134V133H136ZM136 134H134L133 133V136L136 138ZM143 134H142V136H143ZM169 134V133H168ZM63 135V134H62ZM70 135V134H69ZM68 135V136H69ZM74 135V134H73ZM72 135V136H73ZM91 135V134H90ZM95 135L93 136V133H92V137H95ZM104 135V134H103ZM103 135L101 136L100 134L98 135V136H101L100 138H102L103 137ZM116 135V134H115ZM121 135V134H120ZM123 135V137H125V139H127L128 138V135H127V137H126V135L125 134H122ZM139 135V134H138ZM162 135H164V133L162 134ZM68 136H65V137H68ZM71 136V135H70ZM69 136V137H70ZM72 136H71V138H72ZM76 136V135H75ZM79 136V135H78ZM77 136V137H78ZM110 136H113V135H111L110 134ZM117 136V135H116ZM119 136V135H118ZM133 136H131L132 138H133V140H134V137ZM259 136V135H258ZM260 136H261V134H260ZM79 137H84V136H79ZM87 137V136H86ZM91 137V138H92ZM106 138H107V136H105ZM113 137H115V136H113ZM123 137H118V138H123ZM138 137V136H137ZM141 136L139 135V137L138 138H140ZM185 137H190L191 138V141L190 142H188V143H185ZM256 137V136H255ZM262 137V136H261ZM12 138V137H11ZM16 138V137H15ZM14 138V139H15ZM73 138H74V136H73ZM76 138V137H75ZM88 139L90 138V137H87ZM96 138H97V135H96ZM105 138V139H106ZM112 138V137H111ZM149 138V139H148ZM253 138V137H252ZM257 138V137H256ZM79 139V138H78ZM86 139V138H85ZM93 139V140H92ZM91 140L92 141H94V138H92ZM104 138H102L101 140H103ZM114 139H116V138H114ZM124 139V140H125ZM129 139V138H128ZM127 139V140H128ZM255 139V138H254ZM74 139H72V141H73ZM83 140V139H82ZM90 140V139H89ZM100 140V139H99ZM101 140L99 141V142H101ZM124 140H122V141H124ZM133 140H130V142H129V145L128 146H126V144L124 145L123 143V146H122V148L124 147H128V148H126L127 149V151H128V149H129V146L131 145L132 146V148H133V151H131V149L132 148H130V151L131 152H135L136 150H134L135 149V143H134V146L132 145V144H130L131 143V141H133ZM136 141H137V138L135 139ZM149 142H148V141ZM188 140V139H187ZM13 141V140H12ZM65 141H69V139L68 140H65ZM95 141H97V140H95ZM107 141H109V140H107ZM121 141V140H120ZM121 141V142H122ZM11 142V141H10ZM15 142H18V141H15ZM15 142H14V144H15ZM98 142V141H97ZM111 142H113V139L111 140ZM109 143V142H105L104 144H103V147L101 148V150H99L100 149V146H99V149H97V150H99L98 152H94L93 150H89V152L90 151H93V153H90L91 154V157H90V159L92 158V157H96V159H101L102 160V162H103V164L102 165H104V162H106V160H111L112 159V157H113V159H114V156H115V154H114V156H113V153L115 152V150L117 149L116 148V146H118V145H116V140H115V144L114 143ZM117 142H119V141H117ZM135 142V141H134ZM138 142V141H137ZM8 144H9V142H7ZM64 143H66V142H64ZM73 143V142H72ZM86 143V142H85ZM87 143H89V142H87ZM91 143V142H90ZM93 143V142H92ZM92 143H91V146H92ZM139 143V142H138ZM13 144V143H12ZM11 144V145H12ZM20 144H19V147H20ZM78 144V143H77ZM82 144H83V141H82ZM94 144H97V143H94ZM99 144H101V143H99ZM119 144V143H118ZM18 144H16V146H17ZM76 145V144H75ZM87 145V144H86ZM90 145V144H89ZM102 145V144H101ZM120 145V144H119ZM136 145H137V143H136ZM139 145V144H138ZM15 146V145H14ZM67 146V145H66ZM85 146V145H84ZM141 146V144L139 145V146H137V147H140ZM65 147V146H64ZM68 147H69V144H68ZM72 147H74L73 146V144H72ZM76 147H77V145H76ZM83 147V146H82ZM86 147V146H85ZM119 147V150H121V146H118ZM12 148V147H11ZM17 149H19L18 148V146L16 147ZM16 148L14 147V149L13 150H16ZM70 148H71V146H70ZM89 148V147H88ZM88 148H86V151H84V152H87V149ZM141 148V147H140ZM140 148H138L139 149V152L141 151V149ZM6 149V147L4 148V150ZM62 149V150H61ZM72 149V148H71ZM71 149H66V150H71ZM85 149V148H84ZM91 149V148H90ZM10 151H11V149H9ZM12 150V151H13ZM21 150V149H20ZM75 150V149H74ZM96 150V151H97ZM227 150V149H226ZM3 151V150H2ZM9 151V152H10ZM19 151V150H18ZM60 151V152H59ZM72 151H73V149H72ZM77 152H78V150H76ZM81 151V150H80ZM79 151V152H80ZM83 151V150H82ZM117 151V150H116ZM123 151V150H122ZM121 151V152H122ZM0 152H1V150H0ZM70 152V151H69ZM75 152V151H74ZM73 152V153H74ZM77 152H75L76 154H79V153H77ZM89 152H88V154H89ZM124 152H126V150L124 149ZM138 151H136L135 152V156L137 157V155L138 154H136ZM15 153V152H14ZM74 153V154H75ZM82 153V152H81ZM80 153V154H81ZM118 153V152H117ZM230 153V152H229ZM250 153V152H249ZM16 154V153H15ZM93 154V155H92ZM125 154V153H124ZM128 154V153H127ZM132 154H134V153H132ZM144 154V155H143ZM222 154V153H221ZM226 154L227 153H225V155H223V156H226ZM251 154V153H250ZM258 154V152L256 153V155ZM17 155V154H16ZM84 155H85V153H84ZM118 155V154H117ZM116 155V156H117ZM122 155H123V153H122ZM129 155H130V153H129ZM237 155H234V158H235V156H237ZM70 156H71V154H70ZM69 156V157H70ZM120 156V155H119ZM125 156H128V155H125ZM125 156H121V157H125ZM132 157H133V159H134V156L133 155H131ZM231 156V155H230ZM232 156H233V154H232ZM248 156V155H247ZM260 156H262L261 155V153H260ZM264 156V155H263ZM14 157H15V155H14ZM13 157V158H14ZM17 157V156H16ZM67 157H68V155H67ZM72 159H73V154H72ZM70 157V158H71ZM80 156H78L77 155V158H79ZM83 157V156H82ZM130 157V156H129ZM132 157L131 158H129V161H130V159H132ZM227 157V156H226ZM229 157V156H228ZM227 157V158H228ZM126 158H128V157H126ZM125 158V159H126ZM225 158V157H224ZM223 158V159H224ZM227 158L226 159H224V161H227ZM233 157H231V159H232ZM246 158V157H245ZM248 158V157H247ZM83 159H85V161H83L84 163H83V165H82V167H84V164L86 163V157L85 158H83ZM95 159V158H94ZM93 159V160H94ZM120 159H122V158H120ZM238 159V158H237ZM248 159H250V157L248 158ZM15 160V159H14ZM60 160V161H59ZM66 160V159H65ZM68 160H70V159H68ZM81 160V159H80ZM92 160V159H91ZM100 160V161H101ZM103 160H105V161H103ZM117 160H118V157H117ZM229 160V159H228ZM245 160V159H244ZM72 161V160H71ZM88 161H90L89 160V157H88ZM112 161V160H111ZM120 161V160H119ZM118 161V162H119ZM126 161H127V159H126ZM129 161H128V163H129ZM242 161V160H241ZM65 162V161H64ZM78 162H79V160H78ZM77 162V163H78ZM96 162H98V161H96ZM134 162V161H133ZM133 162H130V163H133ZM229 162H230V160H229ZM243 162V161H242ZM38 163V162H37ZM67 163V162H66ZM74 163H76V161L74 162ZM88 163V162H87ZM90 163V162H89ZM94 163H95V161H94ZM113 163H115V161L113 162ZM121 163H124V161L122 162L121 161ZM120 163V164H121ZM135 163V162H134ZM133 163V164H134ZM222 163V162H221ZM226 163V162H225ZM239 163V162H238ZM257 163V162H256ZM260 163V162H259ZM12 164H13V162H12ZM36 164V163H35ZM61 164V163H60ZM63 164V163H62ZM96 164H99V163H96ZM96 164H95V166H93V167H95V169H96ZM101 164V163H100ZM99 164V165H100ZM106 164V163H105ZM110 164V163H109ZM117 164V163H116ZM115 164V165H116ZM120 164H118V165H120ZM240 164V163H239ZM67 165H70V164H68L67 163ZM72 167H74V165L75 164H73V162H72ZM80 165V163L77 165V166H79ZM87 165V164H86ZM91 165H92V162H91ZM94 165V164H93ZM111 165H112V163H111ZM114 165V164H113ZM117 165V166H118ZM126 165V164H125ZM258 165V164H257ZM263 165V164H262ZM13 166V165H12ZM38 166V165H37ZM37 166H35V168L37 167ZM59 166V165H58ZM65 166H66V164H65ZM89 166V164L86 166V167H88ZM128 166V168H129V166H130V164L129 165H127ZM134 166V165H133ZM240 166V165H239ZM242 166V165H241ZM259 166V165H258ZM41 166H39V168H40ZM93 167H89V169L90 168H93ZM100 166H98V168H99ZM110 167V165L107 167L106 166V168H109ZM120 167H123V164H121V166H119V168H117V167H115V168H117L118 170L120 169ZM136 167H135V169H136ZM43 168V167H42ZM53 168V169H54ZM59 168V167H58ZM62 168H64L63 166H62ZM75 168V167H74ZM80 168V167H79ZM78 168V169H79ZM105 168V169H106ZM114 168V167H113ZM112 168V169H113ZM127 168V167H126ZM125 168V169H126ZM134 168V167H133ZM45 169V168H44ZM78 169H77V172L76 173H78ZM104 169V170H105ZM111 169V170H112ZM116 169V170H117ZM125 169H123V171L125 170ZM246 169V168H245ZM56 170V169H55ZM65 171H66V169H64ZM70 170H72V169H70ZM74 170V169H73ZM88 170V169H87ZM94 170V169H93ZM92 170V171H93ZM100 170V169H99ZM102 170H103V166H102ZM108 170V169H107ZM118 170L116 171V172H118ZM133 170V169H132ZM137 170V171H138ZM147 170V169H146ZM45 171V170H44ZM96 171V170H95ZM113 171V170H112ZM129 171V170H128ZM130 171H131V169H130ZM134 171V170H133ZM133 171H131V172H133ZM144 171V170H143ZM40 172V171H39ZM41 172H43V170L41 171ZM85 172V171H84ZM121 172V171H120ZM145 172V171H144ZM144 172H140L141 174L142 173H144ZM147 172V171H146ZM65 173V172H64ZM68 173V172H67ZM75 173V172H74ZM75 173V174H76ZM81 173V172H80ZM86 173V172H85ZM125 173V172H124ZM135 173H136V171H135ZM149 173H150V171H149ZM218 173H219V171H218ZM74 174V175H75ZM130 174V173H129ZM132 174V173H131ZM134 174V173H133ZM140 174V175H141ZM145 174V173H144ZM144 174H142L143 175V177L145 178V175ZM146 174H148V173H146ZM153 174V173H152ZM48 175H49V177H51L50 176V174L48 173ZM47 175V176H48ZM65 175H67L66 173H65ZM68 175H70V174H68ZM80 174H78V176H79ZM139 175V176H140ZM149 175V174H148ZM54 176H57V175H55L54 174ZM71 176H73V175H71ZM81 176V175H80ZM22 178L20 181H15V180H17V179H19V178ZM48 177V178H49ZM68 177H70V176H68ZM74 177V176H73ZM128 177H129V175H128ZM136 177V176H135ZM32 178V179H31ZM42 178V177H41ZM52 178V177H51ZM57 178H59L58 176H57ZM61 178L62 177H60V180H61ZM72 178V177H71ZM76 178H77V176H76ZM131 178H132V176H131ZM130 178V179H131ZM139 179L138 180H141V178L140 177H138ZM144 178H142L143 179V181H144ZM153 178V177H152ZM47 179V178H46ZM53 179V178H52ZM63 179H64V175H63ZM74 179V178H73ZM136 178H134V179H132L133 181L135 180ZM150 179H151V177H150ZM210 179V178H209ZM208 178H207V180H209ZM214 180H215V178H213ZM213 179H211V181L213 180ZM45 180V179H44ZM43 180V181H44ZM49 180V179H48ZM55 180V179H54ZM58 180V179H57ZM70 180V179H69ZM147 180V181H146ZM145 181L148 183V179H146ZM153 180V179H152ZM47 181V180H46ZM137 181V180H136ZM141 182V184L142 185H144V182ZM165 181H166V184H167V182L168 181H171V183H169V187H167V185H166V187L167 188H165V185L164 186H162L163 184L162 183H165ZM243 181V180H242ZM20 182V183H19ZM39 182V181H38ZM55 182H56V180H55ZM66 182H67V180H66ZM72 182V181H71ZM128 182V181H127ZM45 183V182H44ZM61 183V182H60ZM63 183V182H62ZM68 183H69V181H68ZM136 183V182H135ZM138 183V182H137ZM153 183V182H152ZM206 183H208V181L206 182ZM54 184V183H53ZM56 184H57V182H56ZM55 184V185H56ZM132 184V183H131ZM154 184V183H153ZM205 184V185H204ZM0 185H1V183H0ZM31 186H33L32 184H30ZM38 185V184H37ZM36 185V186H37ZM48 185H50V184H48L47 183V186ZM52 185V184H51ZM55 185H52V186H55ZM73 185V184H72ZM71 185V186H72ZM127 185V184H126ZM125 185V186H126ZM135 185V187H136V185H139V184H134ZM133 185V186H134ZM145 185H146V183H145ZM149 186H148V188L150 187V184H148ZM132 186V185H131ZM132 186V187H133ZM140 186V185H139ZM147 186V185H146ZM39 187V186H38ZM59 187H60V185H59ZM64 187V186H63ZM127 187V186H126ZM151 187H153V186H151ZM206 188H207V186H205ZM30 188H32V187H29L28 186V189H27V192H26V194L27 193H29V191L28 190H30ZM138 188V187H137ZM210 188V187H209ZM3 189V190H2ZM36 189V188H35ZM46 189V188H45ZM129 189V188H128ZM139 189V188H138ZM141 189H142V187H141ZM144 189H146V188H144ZM208 189V188H207ZM206 189V190H207ZM25 190V189H24ZM31 190H33V189H31ZM68 190V189H67ZM125 190H126V188H125ZM133 190H134V188H133ZM136 190V189H135ZM149 190V191H150ZM19 191V192H18ZM26 191V190H25ZM65 191V190H64ZM137 191V190H136ZM144 191V190H143ZM31 192V191H30ZM127 192V191H126ZM141 192H142V190H141ZM202 192H203V190H202ZM20 193H22V195H20ZM45 193V195H46V193H47V191L46 192H44ZM69 192H67V194H68ZM125 193V192H124ZM130 193H132V192H130ZM128 194V193H127ZM133 194V193H132ZM135 194V193H134ZM23 195L25 196V197H23ZM29 195V194H28ZM65 195V194H64ZM68 196V195H67ZM129 196V195H128ZM128 196H127V198H128ZM130 196H132L131 194H130ZM32 197V196H31ZM199 197V198H198ZM127 198H125V200L127 199ZM135 198V199H136ZM2 199V198H1ZM35 199V198H34ZM34 199L32 200V201H34ZM132 199H131V205L133 204L132 203ZM199 199V200H198ZM38 200V199H37ZM201 201H203V200H201ZM3 202H4V204H3ZM128 202L129 201H127V204H128ZM26 203L29 205L28 207H26ZM35 204V205H34ZM130 204V203H129ZM191 204V205H190ZM0 205H1V203H0ZM130 205V206H131ZM139 205H138V207H139ZM127 206V205H126ZM135 206V205H134ZM146 206V205H145ZM5 207H2V208H5ZM130 208V207H129ZM139 208H141V207H139ZM190 208V209H189ZM24 210V209H23ZM49 212L52 210V207H50L49 209ZM124 211H126L125 209H123ZM128 210V209H127ZM19 211V212H18ZM37 211H36V213H37ZM132 211V210H131ZM143 211V212H142ZM141 212H139V211H137V213L135 214H130V215H132V216H134V217H136V215H138V217H142V216H144V215H146L145 214V212H144V209L142 210ZM27 212V213H26ZM32 212V213H31ZM18 213H20V215L18 216L17 214ZM39 213V212H38ZM37 213V214H38ZM41 213V212H40ZM123 213V212H122ZM125 213V212H124ZM147 213V212H146ZM34 214V213H33ZM117 214V213H116ZM128 214V213H127ZM147 214H149V213H147ZM42 215V214H41ZM130 215H129V218H131L130 217ZM150 215V214H149ZM43 217H45V215L43 216ZM145 217V216H144ZM144 217H142V218H144ZM178 217V218H179ZM6 218V217H5ZM39 218V217H38ZM153 218H154V216H153ZM182 218V219H181ZM216 218H217V216H216ZM37 219V218H36ZM41 219V218H40ZM145 219V218H144ZM200 219H203V217H201ZM32 220H33V218H32ZM41 220H45V219H41ZM46 220H48V221H50V222H52L53 221V219L51 218V216H50V213H47V215H46ZM131 220H132V218H131ZM214 220V219H213ZM217 220L219 221V218L218 219H215L214 221H215V223L217 222ZM37 221H39V219L37 220ZM36 221V222H37ZM129 221H130V219H129ZM153 221H154V219H153ZM192 221V222H191ZM204 221V220H203ZM202 221V222H203ZM0 222H2V220L0 221ZM26 222H28V224H26ZM191 222V223H190ZM197 222L198 223H201V222H199L198 220H197ZM205 222V221H204ZM220 222V224H221V220L219 221ZM219 222H217V223H219ZM29 223H31V224H29ZM34 223H35V221H34ZM106 223H108V222H106ZM166 223V224H167ZM179 223V222H178ZM1 224V223H0ZM3 224V223H2ZM159 224V223H158ZM158 224H155V225H157L158 226ZM222 224H223V222H222ZM37 225V224H36ZM39 225V224H38ZM89 225V224H88ZM129 226H131L130 224H128ZM178 225V226H177ZM5 226V225H4ZM80 226V228L78 229V230H76L75 231V233L77 232V237L79 236V238L81 237V238H83V235H84V238H85V242H86V237L87 236H85V235H94L93 237H95V235H97V234H92V230H94V232L96 231L95 230V228H91V224H90V227H84L83 225H79ZM81 226H83V227H81ZM128 226V228H129V230H130V227ZM133 228L135 229V227L137 226L136 224H134V221H133ZM163 226V225H162ZM161 226V227H162ZM1 227H2V225H1ZM0 227V228H1ZM42 227V226H41ZM142 227V226H141ZM164 227V226H163ZM162 227V228H163ZM175 227L173 228V227H171V228H173V230H174V232L175 233H177L176 232V229H175ZM195 227V228H194ZM42 228H44V227H42ZM131 228H132V226H131ZM137 228V227H136ZM122 229V228H121ZM121 229H118V228H116L115 230H118V234H119V236H121L120 235V233H121ZM133 229V230H134ZM99 230V229H98ZM123 230H127L128 231V229L126 228V226L123 228ZM132 230V229H131ZM137 230V229H136ZM161 230V229H160ZM168 230H170V229H167L166 227L165 228H163L162 230H161V235L160 236H158V243H159V245H158V247H156V251H157V253L158 254H163L167 249H168V251H169V249L171 248V246H168L167 245V238H166V235H169L168 234ZM187 230H189V231H187ZM74 231V230H73ZM73 231H72V233H73ZM127 231H126V234H127V236L126 235H124V236H121V238H123V237H126L125 238V240L127 239V237L129 238V236H128V233H127ZM159 231V230H158ZM180 231H178V233L180 232ZM187 231V232H186ZM64 232V231H63ZM70 232V231H69ZM98 232H100L101 233V230L100 231H98ZM132 231H130L129 233H131ZM172 232V231H171ZM10 233V232H9ZM72 233H70V234H72ZM116 233V232H115ZM123 234H125V232L123 231L122 232ZM133 233V232H132ZM187 233V234H188ZM219 233V232H218ZM218 233H214V234H216V237H217V235H218ZM12 234V233H11ZM74 234V233H73ZM72 234V235H73ZM170 234H172V233H170ZM193 234H192V236H193ZM207 234V232L204 234V235H206ZM229 234V233H228ZM6 235V233L5 234H3V236H5ZM131 236H132V234H130ZM156 235V234H155ZM155 235H154V237H155ZM157 235H158V232H157ZM175 235V234H174ZM180 235V233L179 234H177V236L176 237H178ZM184 234H182L180 237H181V239H182V236H183ZM189 235V234H188ZM204 235H202V237H204ZM223 235H225V238H227L229 235H227L226 236V233H224L223 232ZM2 236V235H1ZM3 236L2 237H0V238H2V239H0V240H2L3 241ZM63 236V235H62ZM130 236V237H131ZM170 236V235H169ZM172 236V235H171ZM194 236H193V238H194ZM213 236V235H212ZM8 237V239H12L11 238V236H7ZM65 237H66V235H65ZM69 237V236H68ZM76 237V236H75ZM75 237H73V238H75ZM91 237V236H90ZM97 237H98V235H97ZM97 237L96 238H94V240H96L97 239ZM99 237H102L100 234H99ZM105 237V236H104ZM103 237V238H104ZM185 237V236H184ZM190 237V236H189ZM216 237H214L215 238V240H216V242H217V238ZM221 237V236H220ZM230 237V240H235L234 239V237H231V235L229 236ZM45 238V237H44ZM67 238V237H66ZM84 238L82 239V240H84ZM107 238V237H106ZM106 238H104L105 239V241H106ZM171 238V237H170ZM173 238H175V237H173L172 236V239ZM190 238H192V237H190ZM190 238L188 239V236H187V238H184L185 240L184 241H182V244H180V243H178V247H175V251H177L176 250V248H178V251L177 252H175L174 250H171V251H169L170 253L168 254V255H172L173 257H175V258H177V260L178 259H180L179 257H182L183 258V256H186V255H188V254H191V253H193V252H195L196 250L199 252V254L198 253H196V254H198L197 256H199V257H196V262L195 263H197L198 262V259H200V257H201V254H203L204 256V258H205V256L207 255V252L205 251V253H206V255L203 253V251L201 252V251H199V250H203L204 248H209V245H207V244H205L204 245V239H203V241H202V244L199 242V243H197V244H194L193 242H191L192 240H190ZM206 238V237H205ZM218 238H219V236H218ZM222 238H223V236L220 238L221 240H222ZM225 238H223L224 240H225ZM6 239V238H5ZM39 239H41L40 237H39ZM47 239V238H46ZM77 239V238H76ZM88 239V238H87ZM109 239V238H108ZM108 239H107V241H108ZM111 239V238H110ZM130 239V238H129ZM172 239H171V242H172ZM209 239L210 238H208V240L207 239H205L206 241H208L209 242ZM42 240V239H41ZM44 240V239H43ZM93 239L91 240V239H88L87 240V242H86V244H85V248L86 249H89V250H94L95 249V244H94V241ZM100 240V239H99ZM99 240H97V241H99ZM103 240V239H102ZM102 240H100L101 242H103ZM112 240V239H111ZM155 241H156V239H154ZM169 241H170V239H168ZM175 240V242H177L176 241V239H174ZM183 240V239H182ZM198 240H201V238L200 239H198ZM198 240H196V242L198 241ZM211 240V239H210ZM213 240V239H212ZM214 240V241H215ZM219 241L218 240V243H220V242H223V241ZM229 239H228V241H230ZM13 241V240H12ZM44 241H46V240H44ZM48 241V240H47ZM75 241V240H74ZM104 241V242H105ZM106 241V242H107ZM155 241H152L153 243L155 242ZM206 241H205V243H206ZM228 241L226 242L227 244H228ZM18 242V243H19ZM36 242H38V241H36ZM71 242V241H70ZM147 243H148V241H146ZM181 242V241H180ZM213 242V241H212ZM215 242V243H216ZM234 242V241H233ZM233 242L232 241H230L229 243H231L232 245H233ZM21 243V242H20ZM39 244L38 245H40V242H38ZM46 242H42V244H45ZM51 243V242H50ZM69 243V242H68ZM112 243H113V240H112ZM115 243V242H114ZM209 243H211V242H209ZM214 243V244H215ZM218 243H217V245H218ZM0 244H1V241H0ZM23 244V243H22ZM24 244H26V243H24ZM29 245H30V248H31V243H28ZM33 244H35V242L33 243ZM74 244V243H73ZM77 244V243H76ZM84 244V243H83ZM100 244L101 243H99V244H97L99 247H100ZM170 244V243H169ZM173 244H174V242L172 243V247H173ZM176 244L177 243H175V246H176ZM179 244H180V246H179ZM212 244V243H211ZM210 244V245H211ZM227 244L226 245H224L223 247H222V245L223 244H221L220 243V246L219 247H222L223 249H224V252H226L227 253V251H229V248H228V246H227ZM104 245V247L106 248V246H108V243L106 244V246H105V244H102V246ZM213 245V244H212ZM217 245L215 244V246L217 247ZM24 246H26V245H24ZM34 246H36V244L34 245ZM42 246H44V245H42ZM49 246V245H48ZM68 246H69V244H68ZM67 246V247H68ZM75 245H71V248L73 249V248H76V247H74ZM78 246V245H77ZM83 246V245H82ZM97 246V247H98ZM141 246H142V244H141ZM143 246H144V244H143ZM208 246V247H207ZM27 247H28V245H27ZM26 247V248H27ZM45 247H46V245H45ZM219 247H217V248H219ZM225 247H227L226 249H225ZM232 247H235V245L234 246H232ZM252 247V249H251V251H252V253H253V249H254V252L257 250V249H255V247L254 246H251ZM250 247V248H251ZM25 248V249H26ZM211 248V247H210ZM242 248H244V246H242ZM246 248V247H245ZM28 249H29V247H28ZM79 249V248H78ZM101 249H103L102 247L100 248V250ZM213 249H214V251H215V247L213 246ZM222 249V250H223ZM233 249V248H232ZM208 250H210V249H207V251ZM219 251L221 250V248L220 249H218ZM247 250H249V248H247ZM246 250V251H247ZM76 251H77V248H76ZM155 251V252H156ZM174 251V252H173ZM196 251V252H197ZM241 251H243V254H244V250H238V254L241 252ZM251 251L249 252V253H251ZM98 252H100V251H98ZM98 252H95V250H94V255L95 254H98ZM209 252V254L212 252H210V251H208ZM221 253H223V254H225L224 252H222V251H220ZM264 252V251H263ZM46 253H48V252H46ZM51 253V252H50ZM50 253H48V255H50ZM92 253V252H91ZM165 253H167V252H165ZM213 253L214 252H212V254L210 255V256H212L213 255ZM217 252H215V254H216ZM228 253H230V252H228ZM236 253V254H237ZM242 253V252H241ZM89 254H90V252H89ZM153 254V253H152ZM195 254V255H196ZM209 254H208V256H209ZM220 253H218V255H219ZM92 255V254H91ZM217 255V254H216ZM221 255L222 254H220L219 256L221 257ZM230 257H232L231 255H233V253H231V255L230 254H228ZM227 255V256H228ZM240 255V254H239ZM208 256H206V257H208ZM219 256H215V258H213V260H212V258L211 257H209V259H208V262L210 261H217V262H215V264L216 263H218V259H216V258H218ZM236 256V255H235ZM170 257V256H169ZM173 257H171V258H173ZM203 257H202V259H203ZM223 257V256H222ZM237 257V256H236ZM248 256H244V258H247ZM174 258V259H175ZM229 257H227V259H228ZM233 259H234V255H233V257H232ZM232 258H230V259H232ZM242 258V264H264V253H261L260 252V254L258 253V255L256 254V256H251V257H249V258H247L246 260H244V258L243 257H241ZM214 259H216V260H214ZM232 259V260H233ZM237 259H238V257H237ZM237 259H236V262H237ZM171 260V259H170ZM173 260V259H172ZM204 260V259H203ZM202 261V260H201ZM201 261L199 262V263H201ZM205 261V260H204ZM203 261V262H204ZM207 261V260H206ZM220 261V260H219ZM235 260H233V262H234ZM207 262V263H208ZM209 262V263H210ZM235 262V263H236ZM239 262H240V260H239ZM199 263H197V264H199ZM240 264H241V262H240Z\"/></svg>",
	"mask_w": 264,
	"mask_h": 264
},
{
	"label": "snow or ice",
	"instance_id": "snow-or-ice-1",
	"mask_svg": "<svg viewBox=\"0 0 264 264\" xmlns=\"http://www.w3.org/2000/svg\"><path fill=\"white\" fill-rule=\"evenodd\" d=\"M0 147H3V145L0 144ZM261 200H262V202H264V191L261 192Z\"/></svg>",
	"mask_w": 264,
	"mask_h": 264
}]
</instances>
